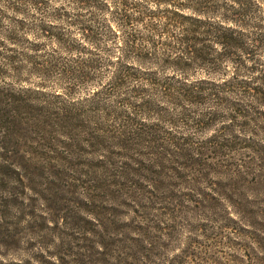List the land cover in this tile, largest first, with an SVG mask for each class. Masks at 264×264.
Masks as SVG:
<instances>
[{
    "label": "rangeland",
    "instance_id": "obj_1",
    "mask_svg": "<svg viewBox=\"0 0 264 264\" xmlns=\"http://www.w3.org/2000/svg\"><path fill=\"white\" fill-rule=\"evenodd\" d=\"M136 1L143 12L155 7ZM62 2L0 0V190L11 192L10 205L22 201L16 216L34 213L8 256L35 253L45 264H264V0L245 1L252 56L243 64L184 71L124 57L126 79L113 77L124 63L120 30L156 37L164 19L109 22L116 35L91 44L61 17ZM78 13L95 14L98 24L111 15ZM38 23L55 25L48 33L65 43ZM191 80L189 96L167 94V85ZM10 93L34 105L28 116L43 106L68 110L71 119L53 125V114L48 125L15 122L4 132L1 99Z\"/></svg>",
    "mask_w": 264,
    "mask_h": 264
},
{
    "label": "trees",
    "instance_id": "obj_2",
    "mask_svg": "<svg viewBox=\"0 0 264 264\" xmlns=\"http://www.w3.org/2000/svg\"><path fill=\"white\" fill-rule=\"evenodd\" d=\"M58 6V10L62 16H68L66 24H74L79 30L81 39L95 44L99 38L107 36V34L116 35V32L112 29V25L109 22L114 23L120 27V24H126L134 20H142L146 15H152L153 18L160 20L161 30H158L155 36H140L132 31H122V57L124 61L120 70L119 67L114 71V79L121 77L126 79L130 77V72L127 69L131 68V65L124 59L130 58L139 60L140 62L146 59L156 61H168L174 68L180 70H188L189 68H205V70L217 69L219 66L225 64L238 63L243 64L244 61L251 57L249 45L246 41V28L249 26V5L250 0H153L155 7L147 12L142 11V7L139 1L136 0H115L113 5H117L118 9L113 10L109 7V0H64ZM114 1V0H113ZM166 4V6L160 7L159 5ZM97 8L102 12H109L111 15L102 23H97L98 19L95 14L89 13V17L86 20L79 19L81 14L78 10ZM136 10L137 14L131 17V13L128 9ZM76 11V12H74ZM72 12L74 14L72 15ZM148 13V14H147ZM71 14V15H70ZM71 16V18H70ZM95 21H97L95 23ZM39 29L47 34L46 36L52 40H55L59 45H63L65 39L58 34L51 32L48 33L55 25H45L38 23ZM174 24L175 29L169 31L167 25ZM154 25L150 28H153ZM96 30V31H95ZM156 31L153 29L152 32ZM61 38V39H60ZM80 39V40H81ZM255 42L258 39L252 38ZM71 41L75 39L71 38ZM67 42V41H66ZM161 46V50H159ZM218 66V67H217ZM46 71L42 70L41 74ZM62 74L67 76L69 73L61 71ZM209 72V71H208ZM67 77H76L74 74H69ZM138 78V77H136ZM123 79V80H124ZM183 81V83L171 86L167 85L166 88L169 92L168 95L172 96L176 91L179 95L189 96L193 89V84L197 80H191L190 82ZM25 89V88H24ZM173 91H170L172 90ZM142 88L137 87V92H142ZM59 96V94H56ZM176 96V95H174ZM178 96V95H177ZM3 105V111L6 115L2 117L1 123L3 124L4 132L11 131L10 126H16L17 124H24L25 127L29 125L45 126L46 117L50 118L54 114L57 117L54 118L53 125L67 126V121L70 120V112L68 110H59L55 113H50L47 108L41 106L37 107V115L28 116L29 110H32L34 105L29 104L27 99H23L19 95L8 94L7 97L1 99ZM148 100H143L138 105L141 108H146ZM179 102H175L177 104ZM17 104L21 107V116L16 115L15 111ZM23 109V111H22ZM32 162V159L25 158L22 162L23 170L27 164ZM0 171L3 173L2 169ZM27 187V185H23ZM10 191L0 190V264H45L40 260L35 253L23 255L21 257L8 256V248L11 245L19 247L24 239L23 229L32 226V218L34 213L32 209L23 213L21 217L16 216L17 213H22L24 210L22 201L20 204L10 205L12 198L10 197ZM4 194V195H2ZM2 196V197H1ZM10 202V203H9ZM17 217V218H16ZM25 240V239H24Z\"/></svg>",
    "mask_w": 264,
    "mask_h": 264
}]
</instances>
